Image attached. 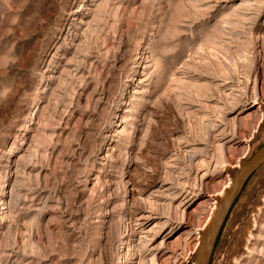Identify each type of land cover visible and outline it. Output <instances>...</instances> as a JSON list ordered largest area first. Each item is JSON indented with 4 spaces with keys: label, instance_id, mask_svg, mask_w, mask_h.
<instances>
[{
    "label": "rangeland",
    "instance_id": "374dc122",
    "mask_svg": "<svg viewBox=\"0 0 264 264\" xmlns=\"http://www.w3.org/2000/svg\"><path fill=\"white\" fill-rule=\"evenodd\" d=\"M263 144L264 0H0V264H191ZM250 178L211 264H264Z\"/></svg>",
    "mask_w": 264,
    "mask_h": 264
},
{
    "label": "water",
    "instance_id": "95a60500",
    "mask_svg": "<svg viewBox=\"0 0 264 264\" xmlns=\"http://www.w3.org/2000/svg\"><path fill=\"white\" fill-rule=\"evenodd\" d=\"M262 165H264V144L239 168L232 178L233 181L231 186L218 201L213 217L201 234L199 245L195 251L191 264H211V257L216 246V240L231 212V208L240 197L246 183L251 179L250 177L258 171Z\"/></svg>",
    "mask_w": 264,
    "mask_h": 264
},
{
    "label": "bare ground",
    "instance_id": "6f19581e",
    "mask_svg": "<svg viewBox=\"0 0 264 264\" xmlns=\"http://www.w3.org/2000/svg\"><path fill=\"white\" fill-rule=\"evenodd\" d=\"M256 103V102H255ZM235 168H238V165H236L235 166ZM231 186V181H229L228 182V184L221 190V191H219L216 195H217V197H223L224 196V191L226 190V189H229V187ZM224 192V193H223ZM214 207L215 206H213L212 207V209H211V214L209 215V217L206 219V221L204 222V224L202 225V227H201V230H205L206 229V226L209 224V222H210V220H211V218L213 217V213L215 212V211H213V210H215L216 209V207H215V209H214ZM212 216V217H211ZM211 217V218H210ZM209 221V222H208ZM208 223V224H207ZM199 243V242H198ZM198 245L199 244H195V250L198 248Z\"/></svg>",
    "mask_w": 264,
    "mask_h": 264
}]
</instances>
